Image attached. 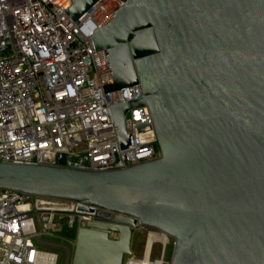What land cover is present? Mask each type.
I'll return each instance as SVG.
<instances>
[{
    "label": "water",
    "instance_id": "95a60500",
    "mask_svg": "<svg viewBox=\"0 0 264 264\" xmlns=\"http://www.w3.org/2000/svg\"><path fill=\"white\" fill-rule=\"evenodd\" d=\"M98 0H70L78 18ZM113 82L143 96L160 156L124 169L0 162V187L113 213L77 229L72 264H123L139 227L170 236V264H264V0H125L93 34ZM110 233L117 234L110 238Z\"/></svg>",
    "mask_w": 264,
    "mask_h": 264
},
{
    "label": "built area",
    "instance_id": "2783aa9c",
    "mask_svg": "<svg viewBox=\"0 0 264 264\" xmlns=\"http://www.w3.org/2000/svg\"><path fill=\"white\" fill-rule=\"evenodd\" d=\"M124 1L98 0L76 23L66 13L70 0H0V162L57 165L65 154L67 167L114 170L160 156L147 105L127 111L129 144L121 149L118 142L110 106L142 97L140 85L103 88L113 78L105 50L96 51L92 37ZM60 213L77 229L113 216L0 187V264H44V255L57 264L58 255L37 244ZM71 243L75 247V238ZM143 255L126 256L123 264H139ZM147 259L158 260L151 250ZM66 264H72L68 248Z\"/></svg>",
    "mask_w": 264,
    "mask_h": 264
},
{
    "label": "rangeland",
    "instance_id": "374dc122",
    "mask_svg": "<svg viewBox=\"0 0 264 264\" xmlns=\"http://www.w3.org/2000/svg\"><path fill=\"white\" fill-rule=\"evenodd\" d=\"M91 76H95L94 71L91 73ZM67 221V214L60 213L57 219V226L54 228V230H50L49 233L40 234V239L45 242H39L37 244L42 250L56 253L58 255L57 264H66L67 248L70 250V262L74 252V247L71 243V240H74L76 236L77 226L75 225L74 227H69L67 225ZM152 233L159 236L164 234L157 229L142 226L135 230L131 243V255L135 256L136 258L142 257L148 235ZM164 235L168 240L167 246L164 249V255L162 257V245L159 242L154 243L151 250L152 261L162 258L163 264H170L174 240L170 236L166 234Z\"/></svg>",
    "mask_w": 264,
    "mask_h": 264
},
{
    "label": "bare ground",
    "instance_id": "6f19581e",
    "mask_svg": "<svg viewBox=\"0 0 264 264\" xmlns=\"http://www.w3.org/2000/svg\"><path fill=\"white\" fill-rule=\"evenodd\" d=\"M53 207H56L57 204H51ZM162 236H159V235H154L153 233L150 234L146 240V245H145V248H144V255H143V258L141 259V261L139 262V264H149V260L147 259L148 257V254L150 252V250H152V247H153V244L156 243V242H159L162 247H163V254H162V257L164 255V249L165 247L167 246V243H168V240L167 238L165 237L164 234H161ZM43 262L44 264H52L53 261L50 257V255H44L43 256ZM152 264H163V260L162 259H158L156 262H152Z\"/></svg>",
    "mask_w": 264,
    "mask_h": 264
}]
</instances>
